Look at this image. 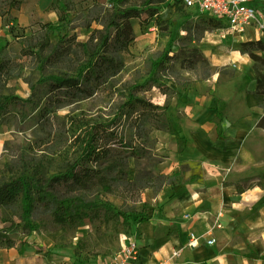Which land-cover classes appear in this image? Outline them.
<instances>
[{"label":"rangeland","instance_id":"rangeland-1","mask_svg":"<svg viewBox=\"0 0 264 264\" xmlns=\"http://www.w3.org/2000/svg\"><path fill=\"white\" fill-rule=\"evenodd\" d=\"M59 6L60 11H55L61 20L39 22L34 28L19 27L13 18L9 25L3 21L7 29L0 34V184H8L27 171L57 198L76 197L72 212L82 209L84 215V203L88 213L94 203L102 200L116 209L144 211L142 200L133 204L131 198L133 195L140 199L141 191L102 194L97 177L84 187V166L103 171L112 156L137 154L149 159L153 171L160 158L148 148L156 128L151 112L135 105L134 100L143 98L164 107L167 121L166 110L172 99L183 98L197 81L207 80L216 72L220 80L233 82L236 78L232 63L223 64L219 57L235 50L236 40L228 34L233 30L185 7L180 0H163L148 10L142 0H61ZM130 8L136 9L138 15H121ZM149 10H153L152 15ZM111 20L115 24L108 26ZM117 27L133 35V40L123 47H108L106 54L121 62L120 70L102 81L83 78L99 50L98 38L105 32L113 37ZM196 53L204 61L189 67L187 57ZM241 72L238 78L242 76L247 81ZM63 76L75 77L83 91L61 86L56 78ZM96 125L105 129L95 143L88 144L86 133ZM97 146H106L110 151L94 159ZM131 157L134 156L124 158L126 180L147 170L131 169ZM254 172L255 169L246 173L245 178H252ZM53 177L59 179L49 182ZM27 204L28 218L37 226L31 232L22 219L20 200L0 207V240L2 236L10 240L5 245H18L36 232L66 243H76L78 238L84 242V235H88V249L100 251V257L109 255L101 254L103 247H92L93 224L87 217L58 222L54 219L57 204L39 198L33 188ZM135 212L129 220L141 216ZM119 244L117 236L111 253Z\"/></svg>","mask_w":264,"mask_h":264},{"label":"crops","instance_id":"crops-1","mask_svg":"<svg viewBox=\"0 0 264 264\" xmlns=\"http://www.w3.org/2000/svg\"><path fill=\"white\" fill-rule=\"evenodd\" d=\"M51 1L23 0L13 12L15 25L56 22ZM252 3L264 6L262 0ZM3 21L0 17V34L7 29ZM228 34L237 43L228 54L236 79L220 80L212 73L197 81L168 105V129L151 133L148 149L160 158L151 171L166 179L157 191L140 192L145 219L131 220L128 234L136 237L139 264H264V129L256 126L264 109L246 101V92L255 89V73L248 54L239 50L241 41L264 39L254 25ZM259 55L264 58V50ZM241 71L247 81L238 78ZM129 164L135 171L152 165L138 155ZM253 169L256 175L246 179ZM190 232L195 247L188 245ZM88 256L76 243L54 241L42 232L0 247V264H96L101 255Z\"/></svg>","mask_w":264,"mask_h":264},{"label":"trees","instance_id":"trees-1","mask_svg":"<svg viewBox=\"0 0 264 264\" xmlns=\"http://www.w3.org/2000/svg\"><path fill=\"white\" fill-rule=\"evenodd\" d=\"M23 0H0V17L9 25V21L13 18V12L16 11ZM60 1L61 0H52L49 8L60 11ZM163 0H142L143 6H147L148 9L152 5H157ZM264 9V6H263ZM153 10H149L150 15H152ZM125 17L137 16L138 12L136 9L130 8L128 10L122 11V14ZM210 18V17H209ZM61 16L58 15V20H61ZM212 19V18H210ZM210 21V20H208ZM212 21V20H211ZM113 20L108 22V26L114 25ZM46 25V24H44ZM215 25V24H213ZM107 27V26H106ZM10 31H13V26H9ZM133 40V35L128 33L124 28H116L113 37H110V33H102L98 38L99 41V50L95 52L96 58L87 68V70L82 74L83 78L92 79L94 81L105 80L108 76L114 75L121 68V62L116 59L114 56L107 55V50L109 46L115 45V47L120 48ZM239 50L242 53H247L249 58L252 61V68L255 73V89L253 91L246 92V101L252 105L260 106L264 109V58L259 55V52L264 50V40L250 39L246 41H241L239 43ZM65 53V52H64ZM180 53V50L176 52V56ZM204 58L200 54H194L187 57V63L189 67H193V64L196 62H203ZM56 80L60 83L61 86L66 87H76L83 91V88H79V81L75 77H59ZM159 87V85H158ZM163 93H165L163 91ZM180 95V94H179ZM135 105L143 106L148 109L151 113L152 125L159 130H167L168 124L163 112L164 107H161L158 104H153L150 100L143 98H136ZM131 104V103H130ZM102 125H96L86 133V142L88 144L95 143L99 138L98 134L104 131ZM256 126L258 128L264 129V113L258 120ZM113 134V132H110ZM98 151L95 153V158L105 157V155L110 151V148L106 146H97ZM137 155V154H136ZM129 156H135V154H128V156H112L110 162L104 166V172L99 170H93L84 166V187L90 186L91 182L95 177H97V184L100 185L102 194H118L123 195L128 189L142 191L145 187H152L154 191H157V188L165 181L166 176L162 174L153 175L151 170H142L140 175L133 180H126L124 174H126L127 168L126 159ZM125 158V160H124ZM115 171L114 175L108 177V173ZM59 178L53 177L49 179V182L53 180H58ZM33 180V182H31ZM31 188L41 199L48 198V201H54L57 206L54 210V219L58 222H67L73 221L76 218L82 219L87 217L90 222L93 224V239L94 243L92 247L100 246L103 247L104 251L101 254H110L111 246H114L117 236L120 234H128L131 226V220H129V215L134 213L136 210H120L113 208L108 202L102 200L99 203H94L89 212H85L86 203H84V215L82 214V209L71 211V208L76 202V197H63L61 199L54 196L52 192L46 191L43 189V183L38 180L32 173L27 171L21 172L20 175L14 177L9 181L8 184H0V207H6L16 200H20L22 207V219L25 224L28 226L29 231L36 229V224L29 220L28 212L29 206L28 196L31 192ZM122 188V190L120 189ZM238 191V190H237ZM98 192V191H97ZM20 193V198L18 194ZM103 196V195H102ZM132 203L136 204L140 201L138 197L131 195ZM143 209L145 204L142 203L141 206ZM132 209H135V206H132ZM143 210H137L135 213L140 214V219H145ZM8 238L2 236L0 240V247L8 246L4 243H9ZM77 247L86 252L100 254V251H94L93 248L88 249L91 245L88 235H84V242L81 238H78L76 241Z\"/></svg>","mask_w":264,"mask_h":264},{"label":"built area","instance_id":"built-area-1","mask_svg":"<svg viewBox=\"0 0 264 264\" xmlns=\"http://www.w3.org/2000/svg\"><path fill=\"white\" fill-rule=\"evenodd\" d=\"M185 7L223 22L228 29L242 31L254 25L264 39V9L257 8L253 0H180ZM264 1V0H262ZM35 232V231H34ZM196 236L189 233L188 245L196 246ZM120 244L115 253L100 257L96 264H139V246L136 237L129 234L119 235ZM213 239L207 240L210 244ZM179 251L173 250L172 256H178Z\"/></svg>","mask_w":264,"mask_h":264},{"label":"bare ground","instance_id":"bare-ground-1","mask_svg":"<svg viewBox=\"0 0 264 264\" xmlns=\"http://www.w3.org/2000/svg\"><path fill=\"white\" fill-rule=\"evenodd\" d=\"M244 56H246V55H244ZM219 57H220V62H223V63H226L230 60L229 55L225 54V53L221 54V56H219ZM233 60L236 62V64H238L235 58H233ZM212 76L215 77L216 73H213Z\"/></svg>","mask_w":264,"mask_h":264}]
</instances>
